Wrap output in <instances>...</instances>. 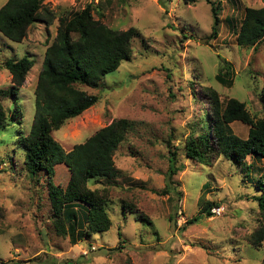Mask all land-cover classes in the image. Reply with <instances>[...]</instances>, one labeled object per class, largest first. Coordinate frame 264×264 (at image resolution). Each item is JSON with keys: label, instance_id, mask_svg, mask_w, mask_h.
<instances>
[{"label": "rangeland", "instance_id": "374dc122", "mask_svg": "<svg viewBox=\"0 0 264 264\" xmlns=\"http://www.w3.org/2000/svg\"><path fill=\"white\" fill-rule=\"evenodd\" d=\"M212 1L219 4L215 38L210 36L211 5L204 0L191 5L183 0H45L48 22L30 25L22 42L0 34V90L11 86L6 59L29 55L34 61L17 90L25 133L34 116L43 50L55 37L59 18L92 3L94 19L141 34L132 40L130 59L100 88L80 86L97 95V103L52 132L68 152L113 120L132 122L113 157L116 180L90 184L106 194L111 227L74 243L54 232L45 175L31 177L22 170L13 123L0 132V264H264V240L259 247L247 242L261 220L252 196L260 192L255 180L263 160L247 157L248 169L225 157L200 164L184 156L185 140L211 113L210 86L221 100L244 102L253 116L261 111L264 44L238 46L235 36L244 9L264 6V0ZM231 128L247 137L246 124L234 121ZM174 149L172 163L169 150ZM170 165L179 169L170 173ZM68 179L67 167L57 164L54 184L64 187ZM208 203L215 204L211 209L222 207L220 215L211 209L210 216L202 213Z\"/></svg>", "mask_w": 264, "mask_h": 264}, {"label": "trees", "instance_id": "16d2710c", "mask_svg": "<svg viewBox=\"0 0 264 264\" xmlns=\"http://www.w3.org/2000/svg\"><path fill=\"white\" fill-rule=\"evenodd\" d=\"M44 1L6 0L0 7V34L12 42H22L30 25L37 20H45L44 12L51 15ZM204 1L211 5L213 23L210 36L215 38L219 4L215 6L212 0ZM183 2L191 5L197 0ZM95 10L96 7L89 3L70 18H59L56 35L43 50L33 94L34 116L27 133L21 128L23 111L17 90L33 67L31 56L22 55L3 62L4 70L11 75V86L9 90H0V132L17 123L13 148L20 154L22 170L31 177L44 173L53 230L59 236H68L73 243L83 235L91 236L111 227L106 194L99 189H91L90 184L116 180L119 170L113 157L132 122L126 118L113 120L68 152L54 140L52 132L97 103L98 96L88 94L80 86L100 88L105 77L117 73L121 64L130 59L132 40L141 36L134 27L122 31L104 25L93 18L92 11ZM45 21L48 22L47 19ZM235 41L242 47L264 44V6L244 9ZM230 68L226 65L227 72ZM207 93L211 113L203 117L201 130L193 132L185 140L184 156L200 164L225 157L248 169L247 157L264 161V80L259 97L261 111L257 116L251 115L244 102L235 98L221 100L211 86ZM234 121L249 127L246 138L233 132L231 123ZM169 154L171 162L177 161L175 149L169 150ZM61 163L69 171L64 187L53 182L55 166ZM172 165L170 173H175L179 167ZM255 185L260 192L252 196V200L256 201L261 220L247 242L259 247L264 240V168ZM212 204L215 205H204L202 213L210 216ZM197 218L187 220L186 224Z\"/></svg>", "mask_w": 264, "mask_h": 264}, {"label": "built area", "instance_id": "2783aa9c", "mask_svg": "<svg viewBox=\"0 0 264 264\" xmlns=\"http://www.w3.org/2000/svg\"><path fill=\"white\" fill-rule=\"evenodd\" d=\"M221 210H222V207L212 208L211 213L215 215H220Z\"/></svg>", "mask_w": 264, "mask_h": 264}, {"label": "crops", "instance_id": "0c3cea01", "mask_svg": "<svg viewBox=\"0 0 264 264\" xmlns=\"http://www.w3.org/2000/svg\"><path fill=\"white\" fill-rule=\"evenodd\" d=\"M264 162V161H263Z\"/></svg>", "mask_w": 264, "mask_h": 264}]
</instances>
